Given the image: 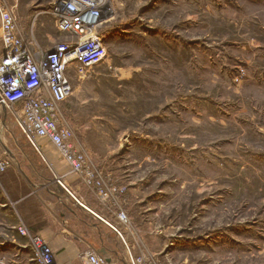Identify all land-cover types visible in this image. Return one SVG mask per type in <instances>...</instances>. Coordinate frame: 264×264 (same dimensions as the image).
<instances>
[{
	"label": "rangeland",
	"instance_id": "374dc122",
	"mask_svg": "<svg viewBox=\"0 0 264 264\" xmlns=\"http://www.w3.org/2000/svg\"><path fill=\"white\" fill-rule=\"evenodd\" d=\"M49 2L19 0L23 24ZM35 36L45 47L63 39L49 14ZM104 39L106 58L70 73L61 110L104 190L88 191L89 204L116 227L122 255L264 264V0H129ZM18 230L39 264L54 263L43 236Z\"/></svg>",
	"mask_w": 264,
	"mask_h": 264
},
{
	"label": "built area",
	"instance_id": "2783aa9c",
	"mask_svg": "<svg viewBox=\"0 0 264 264\" xmlns=\"http://www.w3.org/2000/svg\"><path fill=\"white\" fill-rule=\"evenodd\" d=\"M128 1L50 0L47 7L38 8L24 25L17 1L0 0V41L3 47L0 53V109L5 106L13 126L48 166L50 162L44 147L52 144L78 177L87 183V190L99 193L103 198L98 172L92 170L84 151L73 141V129L62 114L61 104L73 93L70 73L86 76L106 58L108 48L104 28ZM44 14L54 18L56 28L63 36L59 42L46 47L35 36L37 18ZM12 162L10 157L1 156L0 171ZM49 168L56 178L53 182L66 195L81 202L93 216L116 230L99 211L88 206L83 193L67 180L65 174L60 175L54 167ZM120 216L125 217L124 214ZM43 246V242L36 245L37 254L46 263V257L41 253ZM81 258L84 264H109L91 247L81 252Z\"/></svg>",
	"mask_w": 264,
	"mask_h": 264
},
{
	"label": "crops",
	"instance_id": "0c3cea01",
	"mask_svg": "<svg viewBox=\"0 0 264 264\" xmlns=\"http://www.w3.org/2000/svg\"><path fill=\"white\" fill-rule=\"evenodd\" d=\"M15 1L20 4L19 0H12ZM0 135V157L10 155L13 160L0 176V264H39L31 238L18 230L22 223L31 234L47 240L54 253L53 264H83L79 254L90 247L106 254L110 264H130L120 252L116 230L68 199L53 182L50 166L66 174L72 182L77 181V176L70 172L68 162L52 144L44 147L48 166L13 126L3 108L0 109ZM83 195L88 206L95 208L89 204L93 197L87 189ZM7 254L11 256L6 257Z\"/></svg>",
	"mask_w": 264,
	"mask_h": 264
},
{
	"label": "bare ground",
	"instance_id": "6f19581e",
	"mask_svg": "<svg viewBox=\"0 0 264 264\" xmlns=\"http://www.w3.org/2000/svg\"><path fill=\"white\" fill-rule=\"evenodd\" d=\"M1 136V135H0ZM1 142V141H0ZM8 156H10V155H8ZM11 158V157H10ZM16 161V160H15ZM23 171V170H22ZM70 195H67V197H68V199H72L73 200V202L74 203H76V204H78V205H80V206H84V205H82V203L80 202H77L75 199H73L72 197H69ZM85 196V195H84ZM85 207V206H84ZM85 208H87V207H85ZM98 220V219H97ZM113 228V227H112ZM114 230H115V228H114ZM92 250L93 251H95V252H97L99 255H101L106 261L108 260V258H107V255L106 254H103V253H101V252H99L97 249H94V248H92ZM107 262H109V261H107ZM110 264V263H109Z\"/></svg>",
	"mask_w": 264,
	"mask_h": 264
},
{
	"label": "water",
	"instance_id": "95a60500",
	"mask_svg": "<svg viewBox=\"0 0 264 264\" xmlns=\"http://www.w3.org/2000/svg\"><path fill=\"white\" fill-rule=\"evenodd\" d=\"M3 109H5V106L3 105ZM6 110V109H5Z\"/></svg>",
	"mask_w": 264,
	"mask_h": 264
}]
</instances>
